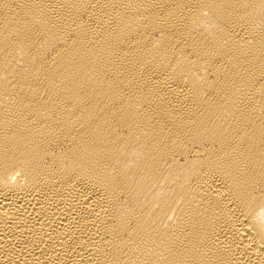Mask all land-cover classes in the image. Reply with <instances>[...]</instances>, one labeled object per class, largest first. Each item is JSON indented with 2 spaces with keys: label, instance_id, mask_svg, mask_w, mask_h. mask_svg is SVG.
<instances>
[{
  "label": "bare ground",
  "instance_id": "bare-ground-1",
  "mask_svg": "<svg viewBox=\"0 0 264 264\" xmlns=\"http://www.w3.org/2000/svg\"><path fill=\"white\" fill-rule=\"evenodd\" d=\"M0 264H264V0H0Z\"/></svg>",
  "mask_w": 264,
  "mask_h": 264
}]
</instances>
